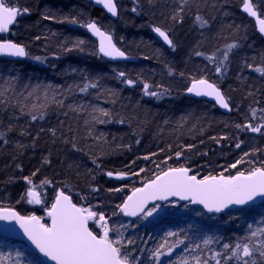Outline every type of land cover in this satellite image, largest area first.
<instances>
[{
    "label": "trees",
    "instance_id": "trees-1",
    "mask_svg": "<svg viewBox=\"0 0 264 264\" xmlns=\"http://www.w3.org/2000/svg\"><path fill=\"white\" fill-rule=\"evenodd\" d=\"M251 1L264 17V0ZM5 2L21 12L29 11L19 15L8 36L24 46L26 57H0V207L34 214V207L28 210L23 205L30 187L23 177L36 172L31 178L41 207L47 208L58 191L66 192L75 204L97 213L89 221L97 233L100 213L114 214L131 190L166 169L187 167L204 178L264 166V130L252 132L244 127L264 128V74L255 71L264 67V39L240 13L241 0H187L182 19H173L178 0H116L115 21L85 0ZM47 15L55 19H45ZM197 15L207 22L203 27L195 20ZM64 17H75L77 22H60ZM88 21L111 32L119 47L138 61L111 63L101 58L96 42L82 26ZM155 27L168 33L174 49L155 38ZM78 41H83L79 47ZM233 43L237 47L217 73L226 45ZM200 78L222 90L230 114L184 95L188 84ZM127 80L134 83L129 85ZM86 83L97 87L81 92ZM145 84L147 91L157 95L145 94ZM94 107L109 116L94 113ZM37 110L44 118L32 120L29 113L37 114ZM244 153H248L245 161L231 168ZM110 171L133 177L121 182L107 177ZM160 206L154 216H120L111 221V229L122 231L125 243L135 241L126 251L140 257V264H157L148 259L150 250L169 231L179 233L185 243L170 257H161V264L201 254L184 253V248L200 244L205 237L234 245L246 236L249 224L253 229L264 227V201L223 214L179 201ZM35 211L44 214L39 208ZM117 236L118 231H111V239ZM168 239L174 242L176 237ZM220 247L213 243L203 254ZM17 249L26 254L21 264H44L21 240L0 237V252L7 264H12L8 254L14 256Z\"/></svg>",
    "mask_w": 264,
    "mask_h": 264
},
{
    "label": "snow or ice",
    "instance_id": "snow-or-ice-1",
    "mask_svg": "<svg viewBox=\"0 0 264 264\" xmlns=\"http://www.w3.org/2000/svg\"><path fill=\"white\" fill-rule=\"evenodd\" d=\"M96 2L102 4L113 16L117 15V7L114 0H96ZM186 2L187 0H178L179 7L173 13V19L177 16L182 19ZM244 10L250 16H257V12L253 10V6L249 0H244ZM28 11L27 8L21 12L16 7H5L2 0H0V32H8L9 26L16 22L17 17L26 14ZM133 11H136V9L133 8ZM44 18L55 19L52 15H47ZM195 20L201 23V27L207 23L199 15L195 17ZM65 21L70 23L77 22L75 17L71 18V20L64 17L60 22ZM258 23L259 31L264 33V19H259ZM82 26L103 37L100 52L104 56L112 58L125 56V53L112 43L111 36H106L100 31L96 22H90ZM153 30L170 47L175 48L173 41L169 38L166 31L161 30L160 27H155ZM104 41H107V44ZM80 43H83V41H78L76 46L79 47ZM235 47H237L235 43L226 45L223 58L219 60V65L216 67L217 73L222 71L225 61L229 58L230 51ZM0 53L19 57L26 55L24 47L11 41L0 43ZM196 55H201V53L197 52ZM214 58V55L208 57L210 61L214 60ZM36 59L39 60L41 58L36 57ZM247 67L252 68L253 66L247 65ZM255 71L264 74V67H256ZM124 75L125 73L123 72L119 73L120 77ZM126 82L129 85L134 83L132 80H127ZM89 87L95 88L97 85L95 83H86L80 88V91L85 92ZM144 87L145 94L157 95V93L147 91V84ZM187 91L195 93L198 96H213L221 107H229L224 95L216 85L209 83L205 79L194 80L192 87H189ZM92 110L94 113H99L101 117L109 116V113L104 109L94 107ZM252 112L254 117L255 110L253 109ZM29 115L32 120L44 118L43 112L39 110H37V114L29 113ZM93 119L105 122L97 116H93ZM237 127L240 126L237 125ZM244 127L245 129H250L252 132L264 130L261 126L253 127L251 124H246ZM52 131L54 133V130ZM188 147L192 146L189 145ZM236 147L239 148L240 144H237ZM176 155L180 156L181 153L177 152ZM247 156L248 153H244V156L230 167L236 168L237 165L245 161ZM144 159H148V157H144ZM188 172L187 168H170L168 171L156 176L154 180L146 183L143 188L134 189L132 195L128 196L124 203L117 207L129 216L140 214L144 217H150L161 206L156 204L150 209H145L144 206L149 200H167L168 197L179 196L181 199H191L193 203L202 204L209 212H221L230 205H246L254 201L256 197H264V166L254 167L247 174L237 172L235 176L225 177L221 174L219 177L205 176L203 179H197L195 175L190 176ZM35 175L36 172L31 174V176ZM107 175L112 177L113 172L110 171ZM124 175L125 173L122 172L116 173L117 178ZM31 176L23 177L24 181L30 185L25 194L27 201L28 203L41 204L40 194L36 191L37 186L33 184ZM44 183H47V181H41V184ZM115 191H120V189H115ZM46 214L51 218L50 226L42 223L41 217L35 215L21 216L11 207H0V220L15 221L19 225V228L23 230L24 235L35 246V249L51 261H55V264H140V257H133L131 252L126 251L128 245L135 244L134 240L127 239L125 243L123 232L117 229H109L103 213L99 214V220L96 221L103 228V234L99 236L94 234L93 231L89 230L88 221L94 220L97 213L90 209L77 207L64 192L57 193L55 202L46 211ZM261 223L264 224V221ZM123 227L121 226V228ZM110 231H118L116 239L109 238ZM179 236V233L171 231L165 233L161 242L154 249L150 250L151 255L148 259L155 260L157 264H161V257H170L178 246L185 243ZM169 237H176V239L174 242H171L168 239ZM213 243L221 244L219 251L209 250L210 254L204 255L203 253L207 249V246ZM201 244L204 246L203 248ZM190 250L192 253L199 252L201 254L182 255L175 261L170 260L169 264H264V227L253 229L252 224H249L246 236L240 237L234 245L222 243V241L214 240L212 237H205L200 244H188L184 248V253H189ZM140 251L144 252L145 249H140ZM4 255L3 252H0V264H7L4 260ZM8 256L12 260V264H21L26 254L24 251L17 249L14 252V256L11 252ZM30 264H34V262H30Z\"/></svg>",
    "mask_w": 264,
    "mask_h": 264
},
{
    "label": "water",
    "instance_id": "water-1",
    "mask_svg": "<svg viewBox=\"0 0 264 264\" xmlns=\"http://www.w3.org/2000/svg\"><path fill=\"white\" fill-rule=\"evenodd\" d=\"M85 1L90 2L91 4H93V5H94L95 7H97L98 9L102 10V12H103L107 17H109L110 19H112V20H116V19H117V17H118V6H117L115 0H114V2H115L116 7H117V15H115V16H113L110 12H108L107 9H105L104 6H103L102 4L97 3L96 0H85ZM2 2H3V4H4L5 7H12V6L7 5V4L4 2V0H2ZM249 2L252 4V6H253V10H255V11L257 12V16H256V17L250 16L249 13L246 12V11L244 10V0H241V5H240V8H239V9H240V12L243 13V14L247 17V19H249V20L253 23L256 32H257L260 36H262V38L264 39V33H261V32L259 31V23H258V20H259V19H264V18H263L262 16H260L258 10L255 8V6H254V4L252 3V1L249 0ZM14 7H15V6H14ZM16 8H18V9L20 10L19 7H16ZM17 20H18V17H17V19H16V22H17ZM16 22H15L14 24H12V25L9 26V31H8V32H0V35H3V36H7V35H9L11 29H12L13 26L16 24ZM90 22H95V21H89V22H87L86 24H88V23H90ZM96 23H97V22H96ZM86 24H85V25H86ZM84 27H85V26H84ZM97 27H98V28L100 29V31L103 32L106 36H111V38H112V43L118 48V46H117V45L115 44V42H114V39H113L112 35H111L110 33H108L106 30H104L103 28H101V27L99 26L98 23H97ZM85 30H86V32H87V33H88V34H89V35H90V36L96 41L98 54H99V56H101V57L104 58L105 60H107V61H109V62H112V63H115V62H119V63H120V62H137V61H138V59H137L136 57H133V56L128 55L127 53H125V52H124L122 49H120V48H118V49H120L122 52L125 53V56H124V57H116V58H112V57L104 56L103 53L100 52V46H101V42H102V40H103V37H101V36H99V35L93 33V32L90 31L87 27H85ZM153 34H154V36L156 37V39H157L161 44H163L164 46L170 48V46H169V45L163 40V38L160 37V36L158 35V33H156L154 30H153ZM169 38H170V37H169ZM7 41H11V42H13V43L18 44L17 42H15L14 40L9 39V38H6V39H0V43L7 42ZM104 43L107 44V41H104ZM19 45H20V44H19ZM21 46H22V45H21ZM22 47H24V46H22ZM25 56H26V55H25ZM25 56H23V57H19V56H11V55H8V54L0 53V57H5V58H8V59H19V60H22V59L25 58ZM200 79H204V78H200ZM200 79H195V80H200ZM205 80H207V81H208L209 83H211V84H214L213 82L209 81L208 79H205ZM193 81H194V80H192V81L188 84L186 90L184 91V95H185L186 97H188V98H192V99H196V100H205V101H207V102L213 103V104H214V105H215V106H216V107H217L222 113H224V114H230V113H231V106H230L229 100L226 98V96L223 94L222 90H221L216 84H215L216 87H217V88L220 90V92L224 95V97H225V99H226V102L229 104V107H228V108H223V107H221V106L216 102V99H215V97H213V96H206V95H199V96H198V95H196L195 93H189V92L187 91V89H188L189 87H192V85H193ZM173 168H187V167H173ZM169 169H170V168H169ZM169 169H166V170L160 172V173L157 174L156 176L161 175L163 172H166V171H168ZM187 169L189 170L188 175H190V176H191V175H195V174L191 173V171H190L189 168H187ZM107 173H108V172H107ZM107 173H106V176L109 177V176L107 175ZM116 173H120V172H113V176H112V177H109V178H111V179H116V180H119V181H121V182H122V181L129 180V179L132 178V175H131V174H128V173H125L124 176H122V177H120V178H117ZM122 173H124V172H122ZM236 174H237V173H235V174H233V175H231V176H235ZM245 174H247V173H245ZM156 176H154L152 179L146 181L145 183H143L142 185H140V186H138V187H136V188H143L144 185H145L146 183H148V182L151 181V180H154ZM195 176H196V175H195ZM196 177H197V179H203V178L198 177V176H196ZM215 177H219V176H215ZM136 188H134V189H136ZM134 189L131 190V191L128 193V195H127V196L124 198V200L122 201L121 205L124 203V201L126 200V198H127L128 196L132 195ZM36 191H37V190H36ZM37 192H38V191H37ZM58 192H61V191H58ZM58 192H57V193H58ZM38 193H39V192H38ZM64 194L67 195V196H69V198H70L71 201H72V198H71V196H70L68 193L64 192ZM56 195H57V194H56ZM55 198H56V196L54 197V199H53L51 205L55 202ZM169 201H179V202H182V203H189V204H190L191 206H193V207H198V208H201L202 210H204L205 212H209L206 208H204V206H203L202 204H199V203H193V202L191 201V199H187V200H185V199H181L179 196L168 197L167 200H155V201H153V200H149L148 203L145 204L144 207H145V209H149L150 206H153V205H156V204H165L166 202H169ZM263 201H264V197H256V198L254 199V201L249 202V203H247L246 205H230L228 208L222 210L221 212H215V211H213V212H209V213L223 214V213H225V212H227V211H229V210H233V209L240 208V207H246V206H250V205L259 204V203H261V202H263ZM72 203L75 204L73 201H72ZM32 204L35 205L36 207H39V206H41L42 203H41V204H34V203H32ZM51 205H50V207H49L48 209L51 208ZM76 205H77V204H76ZM77 207H80V206L77 205ZM13 209H14V208H13ZM48 209H47V210H48ZM14 210H15L16 212H18L16 209H14ZM47 210H46V211H47ZM46 211H45V213H46ZM159 211H160V210L158 209V211H157L156 213H158ZM18 213H19V212H18ZM156 213H153V215L156 214ZM19 214H20V213H19ZM114 214H115V215H114ZM114 214H111V215L105 217V219H106V221H107V226L109 227V229H110V221L113 220V219H116V218H118V217H120V216L127 217V218H130V219H135V218H138V217L140 216V214H138L137 216H129V215H126V214H125L124 212H122L119 208L116 210V212H115ZM20 215H21V216H26V215H22V214H20ZM32 215L38 216V215H36V214H32ZM46 215H47V214H46ZM29 216H31V215H29ZM38 217H39V216H38ZM47 217H48V216H47ZM41 222H42V220H41ZM42 223H43V222H42ZM101 223H103V222H101ZM47 225H48V226L51 225V218H50V217H48ZM88 227H89V225H88ZM89 230H91V229L89 228ZM91 231H92V230H91ZM93 233H94V232H93ZM94 234H95V233H94ZM102 234H103V230H102V232H101L100 235H102ZM97 236H99V235H97ZM0 237L5 238V239H20V240H23V242L26 244V246H27L31 251H33L36 255H38L39 258L42 260V262H43L44 264H55V261H51L49 258L45 257L42 253H39V251H38L37 249H35V246L32 245L31 241H29L28 238L24 235L23 230L19 228V225L16 224L15 221H3V220H0ZM109 238H110V232H109ZM110 239H111V238H110Z\"/></svg>",
    "mask_w": 264,
    "mask_h": 264
},
{
    "label": "rangeland",
    "instance_id": "rangeland-1",
    "mask_svg": "<svg viewBox=\"0 0 264 264\" xmlns=\"http://www.w3.org/2000/svg\"><path fill=\"white\" fill-rule=\"evenodd\" d=\"M192 173V172H191ZM23 205L25 206L24 208H27L28 210L30 209V210H32L31 208L32 207H34V214H35V206L32 204V203H28V201L26 200V201H24L23 202ZM46 205H48V207L47 208H44V207H39V209H40V211L42 212L43 210V215H39V214H36V215H38V216H40L41 217V220H42V222L44 223V224H46L47 225V222H48V218H47V216H46V213H45V211L50 207V204L49 203H46ZM155 206V205H154ZM154 206H152V207H154ZM151 207V208H152ZM40 214H42V213H40ZM43 217H45V220L43 219ZM97 219H99V217H97ZM97 226H99V228H100V230H99V232H97V234H101V232H102V230H103V228L101 227V225L100 224H97Z\"/></svg>",
    "mask_w": 264,
    "mask_h": 264
},
{
    "label": "bare ground",
    "instance_id": "bare-ground-1",
    "mask_svg": "<svg viewBox=\"0 0 264 264\" xmlns=\"http://www.w3.org/2000/svg\"><path fill=\"white\" fill-rule=\"evenodd\" d=\"M116 1V0H115ZM117 4V3H116ZM118 6V5H117ZM240 8V7H239ZM21 10V9H20ZM118 10H119V8H118ZM239 11H240V9H239ZM241 13V12H240ZM241 14H243V13H241ZM244 15V14H243ZM245 16V15H244ZM246 17V16H245ZM109 18V17H108ZM247 18V17H246ZM264 18V17H263ZM110 19V18H109ZM112 20V19H111ZM113 21H115V20H113ZM89 22V21H88ZM87 23V22H86ZM85 23V24H86ZM84 24V25H85ZM100 26V25H99ZM254 26V25H253ZM102 28V27H101ZM84 29H85V27H84ZM254 29H255V27H254ZM105 30V29H104ZM86 31V30H85ZM152 32H153V30H152ZM255 32H256V30H255ZM108 33H110L111 35H112V37H113V39H114V36H113V34L111 33V32H108ZM257 33V32H256ZM88 34V33H87ZM258 34V33H257ZM89 35V34H88ZM154 35V34H153ZM259 35V34H258ZM90 36V35H89ZM260 36V35H259ZM91 37V36H90ZM262 37V36H261ZM92 38V37H91ZM156 38V37H155ZM93 39V38H92ZM94 40V39H93ZM95 41V40H94ZM16 42V41H15ZM96 42V41H95ZM114 42H115V44L118 46V48H120L119 47V45L116 43V41H115V39H114ZM19 44V43H18ZM21 45V44H20ZM96 49H97V44H96ZM121 49V48H120ZM124 51V50H123ZM125 52V51H124ZM97 53H98V51H97ZM126 53V52H125ZM99 55V54H98ZM101 57V56H100ZM102 58V57H101ZM104 59V58H103ZM12 60H19V59H12ZM112 63V62H111ZM115 63H119V62H115ZM130 174V173H129ZM132 175V174H131ZM133 177V176H132ZM155 215V214H154ZM154 215H152V216H154ZM141 216V215H140ZM139 216V217H140ZM99 220V219H98ZM112 221V220H111ZM111 221H110V225H111Z\"/></svg>",
    "mask_w": 264,
    "mask_h": 264
},
{
    "label": "flooded vegetation",
    "instance_id": "flooded-vegetation-1",
    "mask_svg": "<svg viewBox=\"0 0 264 264\" xmlns=\"http://www.w3.org/2000/svg\"><path fill=\"white\" fill-rule=\"evenodd\" d=\"M4 2H5V0H4ZM5 3H6V2H5ZM6 4H7V3H6ZM7 5H9V4H7ZM9 6L14 7L13 5H9ZM15 7H18V6H15ZM19 8H20V7H19ZM8 36H9V35H7V36L0 35V39H6Z\"/></svg>",
    "mask_w": 264,
    "mask_h": 264
}]
</instances>
